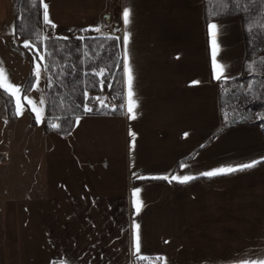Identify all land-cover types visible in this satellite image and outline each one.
<instances>
[{
  "label": "crops",
  "instance_id": "1",
  "mask_svg": "<svg viewBox=\"0 0 264 264\" xmlns=\"http://www.w3.org/2000/svg\"><path fill=\"white\" fill-rule=\"evenodd\" d=\"M95 1L60 0V32L101 26L114 8L124 63L122 16L130 10L128 61L136 118H127L124 72V113L80 119L68 137H60L55 181L42 123L32 118L24 124L22 148L14 132L16 108L9 118L3 102L0 264H132L138 258L133 219L140 225L144 258L238 264L264 257V164L226 176H199L264 161L259 128L220 130L218 83L238 77L245 58L240 20L216 22L217 59L229 77L217 80L202 0H103L101 11L90 16ZM130 130L135 134L131 149ZM184 162L191 167L181 171ZM133 173L197 178L181 185L140 180ZM137 187L144 202L139 215L131 195Z\"/></svg>",
  "mask_w": 264,
  "mask_h": 264
},
{
  "label": "trees",
  "instance_id": "2",
  "mask_svg": "<svg viewBox=\"0 0 264 264\" xmlns=\"http://www.w3.org/2000/svg\"><path fill=\"white\" fill-rule=\"evenodd\" d=\"M203 18L207 25L229 18L241 22L245 46V58L241 74L233 79L218 83V103L221 131L241 126L259 128L264 138V0H239L238 5L223 6L221 0H202ZM13 34L18 41L27 42L30 47L22 46L32 62L39 63L44 71V117L42 131L47 135L68 137L74 130L76 116L80 119L120 116L122 112L100 108L92 102L94 111L83 112L84 93L96 97L107 92L110 100L118 106L124 104V70L122 41L120 37L96 35L92 31H78L64 34L67 40L55 39L53 28L43 23V7L33 6V0H14ZM213 12L216 13L213 16ZM118 19L115 27L118 26ZM49 37V39H44ZM78 37H84L79 39ZM50 52L41 61L40 55ZM40 53V55H37ZM252 65V68H249ZM104 68L106 77L93 75ZM51 77V83L48 79ZM106 79L101 91L100 79ZM35 81L32 72L24 88L31 91ZM110 83L111 87L107 84ZM23 88V89H24ZM27 93V94H28ZM9 118L15 117V103L4 91ZM59 117V119H57ZM50 123L62 127L53 129ZM264 164L261 161L257 165ZM132 264H161L153 258L133 259Z\"/></svg>",
  "mask_w": 264,
  "mask_h": 264
},
{
  "label": "snow or ice",
  "instance_id": "3",
  "mask_svg": "<svg viewBox=\"0 0 264 264\" xmlns=\"http://www.w3.org/2000/svg\"><path fill=\"white\" fill-rule=\"evenodd\" d=\"M221 3L223 4V6L227 7L230 4H236L238 5L239 0H221ZM33 6L39 8L40 6L43 7V23L45 25H50L51 28L55 29L56 25L53 24L50 19H49V11H48V5L47 3L44 2V0H33ZM213 16L216 15L215 12L212 13ZM131 16L132 13L130 12L129 9L125 8L123 11V23L125 26V32L123 35V46H124V63H123V70L127 76V118L129 120L135 119L136 118V107H137V103L136 100L134 98V90L132 87V82H133V73H132V69L130 66V63L128 61V55L130 52V49L128 47L129 45V25L131 23ZM105 26H107L105 24ZM207 28H208V33L209 35L212 37V61H213V71L215 73V79L217 80H221L222 78L227 80L229 77L226 75V65H223L221 62L218 61L217 56H218V52H219V48H218V42H217V37L219 35L220 32V26L218 23L216 22H209L207 24ZM96 31V32H101V28L100 27H95L92 29H85L83 31ZM15 34V33H13ZM55 39H63V40H67V37H59L56 36L54 37ZM79 39H84V37H78ZM44 39H49V37H45ZM23 47L25 48H29L30 45L25 42V44L23 45ZM37 55H40V53H37ZM46 55H51L50 52H45L44 55H40V59L41 61H43L45 59ZM249 68H252V65H249ZM45 72L48 71L49 69L47 68V66H45V68L43 69ZM34 75L36 77L35 83L31 84V90H35L40 83L41 80V67L40 64H36L35 67V71H34ZM93 75H96L98 77H106V72L104 68H100L97 72H94ZM7 78V74L3 68V65L0 64V87H4L3 81ZM49 84L51 83V77H49L48 79ZM99 83L101 85V91H103V86L107 83L106 79L102 78L99 80ZM194 83H199V82H194ZM108 87H111V84L108 83L107 84ZM8 89H14L16 92H20L22 94V97L24 100L29 101V103H31V98L27 95L29 89L28 88H24L21 89L17 86L11 85L10 83L7 85ZM2 95V94H0ZM85 96V101L82 105L83 108V112L85 113H90L93 112L94 109L91 106L92 102H98L99 103V107L95 110H99L100 108H104V109H109L110 111H117L118 109L122 112V114L124 113V108L125 105L121 104L119 106L117 105H110L106 102V99L104 97H93L90 96L87 92L84 93ZM45 101L43 99L40 100V103L43 104ZM33 111L36 113V121L37 123H40L42 120V117L40 115V113L36 110L35 107H33ZM23 112V105L20 104L16 107V115L20 116ZM80 116L77 115L76 119H75V123L78 125L79 121H80ZM264 118V117H261ZM57 119H59V117H57ZM50 126L53 129H57L62 127V125L57 124V123H50ZM129 135L132 137V143L130 144V149L134 148V141H135V134L130 130ZM185 136H187L188 134L185 133ZM259 163L258 161H253V162H247V163H243L241 165H227V166H222V167H218L209 171H205L199 174V176L205 177V178H214V177H218V176H226V175H231L234 174L236 172H241V171H245L247 169H251L253 167L256 166V164ZM181 171H183L184 169H187L189 167H191L190 164H188L187 162L181 163L179 165ZM133 176L136 179H140V180H165L168 183H173L176 182L178 184H188L191 181H193L194 179H196L197 177L191 174H187V175H181V174H172V175H165V176H144V175H138L136 173H133ZM140 192L141 189L139 187L135 188L131 195H132V207L135 210V215H139L143 206H144V202L140 196ZM132 235H133V247H134V255H137L139 259L143 260L145 259L143 257L142 254H140V250H141V234H140V225L139 223H137L135 221V219H133L132 222ZM156 259L163 261L164 264H167V261L164 257H157ZM60 264H63V261L60 262ZM238 264H264V257H258L256 259H243L240 260L238 262Z\"/></svg>",
  "mask_w": 264,
  "mask_h": 264
},
{
  "label": "rangeland",
  "instance_id": "4",
  "mask_svg": "<svg viewBox=\"0 0 264 264\" xmlns=\"http://www.w3.org/2000/svg\"><path fill=\"white\" fill-rule=\"evenodd\" d=\"M48 5L49 11V19L52 23L56 24V29L53 30V34L55 35H64V34H76V33H68V32H60V0H44ZM105 6V1L96 0L91 4V8L89 9L88 14L91 16L92 14L99 13L101 9ZM14 0H0V64L3 65V68L7 74V78L3 81L4 87H0L1 91H4L7 95H9L13 102L15 103V108L22 104L23 112L20 116H17L16 125L17 130L14 129V132H17V139L19 142V146L22 148L25 146V131H22L24 124H28L32 118L36 121V113L33 111V107L40 113L42 120L44 117V103L41 104L40 100H44V72L41 68V80L39 86L35 90H31L27 95L31 98V103L29 101L24 100L22 94L20 92H16L14 89H8L7 85L10 83L11 85L17 86L21 89L24 88L25 83L29 77V75L35 71L36 62H32L30 57L24 52L22 46L25 44L23 41H18L15 39L13 35V17H14ZM114 16V19L117 22L118 19V11L114 8L110 9L106 15ZM105 20V19H104ZM85 28V25H82ZM98 25H88V28L92 29L97 27ZM100 27V26H98ZM118 29V28H117ZM119 30V29H118ZM98 32L94 31V34ZM41 67V66H40ZM36 80V77H35ZM35 83V81H34ZM104 92V91H103ZM102 92V93H103ZM96 97H101V95H97ZM106 102L110 104L111 100L109 98H105ZM5 102L0 95V118H3L2 109H5L3 104ZM27 105V106H26ZM4 114V112H3ZM2 121V119H0ZM42 120L40 123H42ZM27 122V123H26ZM19 136H21L19 138ZM46 143L49 150V165L50 170L49 173L56 174L58 173V178H60V172L57 170L58 166L60 168V137L54 135H48L46 137ZM55 165V166H54ZM52 168V169H51ZM57 168V169H56Z\"/></svg>",
  "mask_w": 264,
  "mask_h": 264
},
{
  "label": "built area",
  "instance_id": "5",
  "mask_svg": "<svg viewBox=\"0 0 264 264\" xmlns=\"http://www.w3.org/2000/svg\"><path fill=\"white\" fill-rule=\"evenodd\" d=\"M108 22H106V19L104 20L103 24L100 26L101 32L97 33L96 35H103V36H110V37H121L120 31L115 27L116 20L114 19V16L112 13L108 16ZM105 24L107 26H105ZM102 97L109 98V95L107 92L102 93ZM110 105H117L118 102L116 100H111ZM51 264H56V262H52Z\"/></svg>",
  "mask_w": 264,
  "mask_h": 264
},
{
  "label": "water",
  "instance_id": "6",
  "mask_svg": "<svg viewBox=\"0 0 264 264\" xmlns=\"http://www.w3.org/2000/svg\"><path fill=\"white\" fill-rule=\"evenodd\" d=\"M108 18H109L108 15H105L106 22H108Z\"/></svg>",
  "mask_w": 264,
  "mask_h": 264
}]
</instances>
